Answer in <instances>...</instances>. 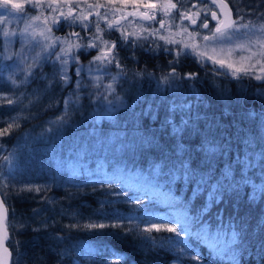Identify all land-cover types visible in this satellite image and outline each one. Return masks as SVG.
<instances>
[{
	"label": "trees",
	"instance_id": "trees-1",
	"mask_svg": "<svg viewBox=\"0 0 264 264\" xmlns=\"http://www.w3.org/2000/svg\"><path fill=\"white\" fill-rule=\"evenodd\" d=\"M227 2L231 9L237 2L253 13L259 4ZM88 20L95 21V15ZM100 27L103 39L114 38L119 46L122 31L109 34L107 25ZM75 31L84 39L73 40L86 44L96 29L66 28L61 22L52 34ZM138 45L119 49L122 67L96 71L92 66L91 73L89 61L97 50H75L84 66L79 89L71 63L72 82L47 87L56 73L49 61L13 88L8 76L23 81L27 73L16 64L4 73L14 61L0 57V127L13 117L18 125L0 137V186L9 193L8 220L14 211L16 222L15 231L7 230L9 264H264V80L237 78L190 55L177 58L167 46L146 40ZM173 69L176 75L169 79ZM4 94L15 103L8 104ZM65 100L71 102L67 108ZM55 116L65 122L56 123ZM179 129L185 130L177 134ZM210 147L214 154L206 151ZM181 162L195 169L196 180L221 182L227 188L218 196L223 203L212 205L208 192L194 197L196 183H190ZM29 186L46 190L17 192ZM206 202L211 215L194 223L196 209ZM33 209L40 214L29 219ZM22 219L28 227L21 230ZM42 219L47 228L35 231ZM177 219L181 225L173 224ZM91 222L121 227L86 229ZM153 223L159 232L143 231ZM185 225L190 234L182 240L166 231ZM198 255L202 261L193 259Z\"/></svg>",
	"mask_w": 264,
	"mask_h": 264
},
{
	"label": "snow or ice",
	"instance_id": "snow-or-ice-1",
	"mask_svg": "<svg viewBox=\"0 0 264 264\" xmlns=\"http://www.w3.org/2000/svg\"><path fill=\"white\" fill-rule=\"evenodd\" d=\"M26 2L31 4L32 8L43 7V5L39 3V0H37L36 3H33L32 0H26ZM120 2L123 4L132 3L136 7H143L144 9H147L148 11L140 13V18L144 21L159 23L160 29L165 28L163 17L168 18L170 25L174 22L176 15H179L181 20L187 19L190 21V24H196L197 18H200V11H211L210 8L200 9L196 13L189 15V10L182 11L181 9L183 8V5H181V8H178L177 3H172V0H167V3H163L160 5L151 2V0H120ZM200 3L206 4L208 3V0H200ZM211 3L216 4V0H211ZM64 6L65 5L63 4H58L54 7L52 3L47 4V7L50 8L53 13L51 25H49L48 23V18L44 17V26L40 29L39 34L37 35L35 29L33 28L32 21L40 20L41 16H29L25 11L24 3L15 2V0H0V10H2L0 11V36L4 38L2 42L3 52L0 53V57H2V59L5 61L13 60L17 63V66L21 69V71L27 73L23 81H18L15 78L14 74L8 76V82H10L13 88L18 87L20 84L26 83L30 77H35L36 73L32 71L33 68L42 67L44 63L52 61L54 65L57 66V71L54 74L52 81L48 82L47 87H54L56 83H60L62 85L71 83V76L69 75V72L67 70L69 64L71 63L75 65L74 75L77 77L75 83L77 89H79L83 86L81 80L84 74V66L79 63L78 55L76 54L75 50L84 49L85 51H87L89 49L95 48L98 51L99 54L94 56L92 60L89 61L88 72L91 73L93 71L92 66H95L96 71H106L113 65L117 68L122 67L119 49L124 46H131L133 48L139 46L138 40L140 39V37H137L136 39H130L129 35L123 31L121 32L120 37H118L119 46L117 42L104 40L103 36L100 35V33L105 31V29H102L100 27V20L105 19L109 15V13H111L112 16H115V12L118 11V9L108 8L107 6L100 4L87 5L86 7L89 13H91L94 8L105 7L106 9L103 14L99 12L96 13L97 18L95 21H89L88 16H85L83 14L73 15L72 7H69L67 13H65L64 11H62V8ZM218 6L221 7V15H225L223 9L228 8L227 4H221ZM260 6H264V0H259V4L255 13H247L249 16L255 14L256 20L253 21L249 19L247 22H244V15L241 14V9H237V19L229 18L227 20L218 19L217 12L211 11V19L213 21H216L214 28H210L208 18L205 15L201 19L200 28L207 29L209 34L200 37L204 42H206L203 46V50H198L200 46L195 43L189 44L185 43L182 40L177 42L172 39H167L164 36H160V29H153L149 33V35L159 36L160 39H165L166 43L184 44V48L176 52L177 58L181 55H188L190 51L195 56L206 57V59L212 61L214 65H218L219 68L226 69L237 78L248 76L256 80H264V12L259 11ZM75 7H79V5H76ZM172 10H176L175 14H173ZM56 12H59L58 17L54 15ZM157 12L160 13L162 19H156ZM11 13L21 14V19L23 20L24 27L19 31L9 30V28L7 27V24L9 23V15ZM129 15H133V13H129ZM227 15L229 17L231 16V9H228ZM61 22H63V24L68 28H74L75 26H77V23H79V27L82 31H90L94 26L96 32L92 33L91 39L87 44L77 43L72 40L73 36L76 37L77 41H81L84 39L78 32H70L65 37H56L52 34L53 27L57 28L58 30ZM123 27L124 25L120 24L119 22H117L116 24H112L109 22L107 24V30H120ZM180 27L185 33H187L186 26L180 25ZM29 29H32V31H29ZM198 35L199 32L196 31L189 34V36L193 39ZM241 35L244 37L243 40L239 39ZM13 38L19 39L21 49L19 52L10 53L9 45L14 42ZM144 39H147V37H144ZM209 48H211L213 53H215L217 49H219L220 53H227V55L229 56H231L234 52L237 51V49H239L241 55L239 57L238 63H240L241 66L235 67L233 63H226L224 59L214 58L213 55H208ZM35 49H39V51H37L35 55L32 56V63L28 64L26 61L29 57V54L32 53ZM165 50L171 52V49ZM243 53H247V55H243ZM176 62H178V59L176 61H173V63ZM257 65H259V69H257ZM6 67L7 66L5 65V68ZM258 72L259 74H257ZM41 75L43 74L41 73ZM171 75L175 77V69H173ZM194 75L195 74L190 73L188 74V78L191 79ZM97 79H99V77H97ZM167 81L168 78L165 77V82ZM95 86L99 88L101 85L97 84ZM107 87L110 89L112 88V85L109 84ZM3 98L6 99L8 104L10 105L15 103L10 97L7 96V94H4ZM70 103V101L65 100V108H67ZM63 122H65V118L63 116L57 118L56 123ZM168 123L171 124V121H168ZM14 126L18 125L16 124V118L13 117L11 122L7 124V127H0V137L11 135V130ZM184 130L185 129H179L176 131L177 134H179V132H182ZM47 131H51V129H48ZM182 139L183 137H181V140ZM215 150V147L206 149L209 154H214ZM4 159L7 160L8 157L6 156L4 157ZM205 167L210 169L211 163H206ZM181 168L184 170L185 175L189 177L190 183L192 181H195L196 183V189L193 193L194 197L202 191L208 192L212 205L218 206V204L223 203V200L218 199V196L226 195L227 188H225L221 182L217 181L215 184H211L209 183V181L212 180V177H208V180H205L203 176H201L199 180H196L195 169L187 168L183 162H181ZM223 175L227 180L230 173L226 171L225 173H223ZM3 189L4 186H0V249H2V253H0V264H7V260L4 258V254L11 256V253H9L8 247L5 246V240L7 239L6 233L9 227H11L13 231L16 230V222L14 211L11 214V222H9L8 220L9 206L6 202L9 193ZM44 190L46 189L39 186H29L24 189H18L17 192L19 193L22 191H35L39 193ZM138 201L139 197H137V202ZM32 211L33 216L29 217V219H34L36 215L40 214L39 209H33ZM196 212L197 215L194 219V223H199L202 219L206 218L208 215H211V209L207 202L202 204L199 209H196ZM201 213H203L204 215L201 216ZM104 219L113 218L105 217ZM114 219L119 220L120 218L115 217ZM173 224L181 225L182 221L180 219H177L173 221ZM47 226V219H42L40 221V227L34 230L40 231L47 228ZM19 227L22 230L23 228L28 227V225L22 219ZM67 227H78V225H68ZM84 227L89 230H103L108 227H121V225L115 223L106 224L103 222H91ZM153 230L159 232L161 229L158 224L153 223L150 227L145 228L143 231L151 233ZM128 231H131V229H128ZM166 231L169 233H174L178 240H182L185 236H188L190 234L189 228L186 225L180 227L179 229L177 226H169L166 228ZM182 232L184 234L183 236H181ZM235 236L236 234L233 233V240L235 239ZM149 239L154 238L149 237ZM193 259L196 261L203 260V258L199 255L193 257Z\"/></svg>",
	"mask_w": 264,
	"mask_h": 264
},
{
	"label": "rangeland",
	"instance_id": "rangeland-1",
	"mask_svg": "<svg viewBox=\"0 0 264 264\" xmlns=\"http://www.w3.org/2000/svg\"><path fill=\"white\" fill-rule=\"evenodd\" d=\"M15 2L24 3L25 4V11L29 16L34 17V16L39 15V14H37L38 13L37 11H39L41 13L39 15V16H41L40 20L32 21L33 28L35 29V32L37 33V35L39 34L40 29L44 26V17L48 18V23H49V25H51V19H52L53 13H52L51 9L47 7L48 3H52L54 7L57 6L58 4L65 5L62 8V11H64L65 13H67L69 7H72V9H75L74 11L72 10V12L74 13L73 15L83 14L85 16H88V19L90 18L91 14H92V16L95 15V17H96L97 12L103 14L106 9H105V7L94 8L91 11V13H89V11L87 10V7H86L87 5L100 4V5L107 6L108 8L118 9V11L115 12V16L118 14H122V13H120V11L122 9H125L126 6H129L128 9H129L130 13H131L132 9L136 7L132 3L123 4L120 2V0H39V3H41L43 5L42 8H32L31 4L27 3L26 0H15ZM32 2L36 3L37 0H32ZM151 2H154V3H157L158 5H160L163 3H167V0H151ZM172 3H177L178 8H181V5H183V8L181 10L182 11L183 10H189L188 13H190L191 15L193 13H196L200 9L210 8L211 11L217 12V17H218V19H220V16L218 13L217 3L212 4L211 0H208V3H206V4L200 3V0H189V1L188 0H172ZM234 3L235 4H232L233 5L232 19L238 18L236 16V12H237V9H241V14L244 15V22H247L249 19H251L253 21L256 20V17L254 16V14L249 16L247 14L249 11L245 12L244 9L241 8L240 4H238L237 2H234ZM76 5H79V7H75ZM136 8L141 12L148 11L147 9H144L143 7H136ZM98 9H100V10H98ZM0 11H2V10H0ZM172 11H173V14H175L176 10H172ZM211 11H209V12L200 11V18H197L196 24H189V22L186 19L181 20L180 16L176 15L174 22L171 23V25H170L168 18L163 17L164 22H165V28L164 29H160L159 23L144 21L140 17H134L133 15H129V14L124 19L122 18V19H118V20H113L114 16H112L111 13H109V15L105 19L100 20V22H102L105 26L107 25V22H109V21H112L111 22L112 24H116L117 22H119L120 24L124 25V27L121 28L120 30H107V33H109V34L111 32L117 33V32L123 31L126 34H128L129 36L133 37L134 39H136L137 37H140L139 41H145L146 40V42L149 43V45H152L153 47H157L158 45H161L163 47L167 46L168 48H170L174 52V54H176L177 51H180L184 48V44H182V43H171V44L166 43L165 39H160L159 36L149 35V33L153 29H160V36H164L167 39H172V40L177 41V42L182 40L185 43H189V44L195 43V44L200 46L198 50H203V46L206 42H204L200 37H202L203 35H207L209 33H208L207 29L200 28V23H201V19L206 15L208 18V23H209L210 28L215 27L216 21H213L211 19ZM54 15L58 17L59 12H56ZM9 16H11V14ZM13 18L9 17V23H10L11 19L13 20V23L12 24L8 23L7 27L9 28V30L19 31L20 29H22L24 27L23 20L21 19V14L15 13L13 15ZM156 19L157 20L162 19L159 12H157ZM77 25H79V23H77ZM149 25H150V27H149ZM180 25L187 27V33H185L183 31V29L180 27ZM54 29H55V27H53V30ZM29 31H32V29H29ZM194 31L199 32V35L195 36V38L193 39L189 36V34L194 33ZM144 37H147V39H144ZM1 38H2V42H3L4 38L2 36H1ZM13 39H14V42L9 45V52L10 53L19 52L21 49L19 39L18 38H13ZM89 39H91V36L89 37ZM239 39L243 40L244 37L241 35L239 37ZM72 40H73V38H72ZM108 41L112 42L115 40H114V38L113 39L110 38V40L108 39ZM87 43H89V41H87L86 44ZM232 46H234V45H232ZM102 47H103V45H102ZM37 51H39V49H35L32 53H30L28 59L32 58V56H34ZM98 54L99 53L97 51V55ZM188 55L192 56L197 62H201L202 64L207 63L210 65L219 67L218 65H214L212 63V61L207 60L206 57L195 56L190 51H189ZM208 55H213L214 58L224 59L226 63H233L235 67L241 66V64L238 63L239 57L241 55L239 49H237L236 52H234L231 56H229V55H227V53H220L219 49H217V51L215 53H213L211 48H209ZM243 55H247V53H243ZM49 62L51 63V66H53L55 68V70L57 71V66L54 65V63L52 61H49ZM10 63H11V61H10ZM15 64L17 65V63L14 62V64L12 63L11 67H9V68L6 67L4 73L9 72L12 69H15L16 68ZM73 69H75V67H73ZM220 69H222V68H220ZM257 69H259V65H257ZM222 70L226 71L228 73H231V72L227 71L226 69H222ZM257 74H259V72ZM167 76L169 77V79L174 78L171 74H168ZM56 117L57 116L53 117V120L55 122L57 121Z\"/></svg>",
	"mask_w": 264,
	"mask_h": 264
},
{
	"label": "water",
	"instance_id": "water-1",
	"mask_svg": "<svg viewBox=\"0 0 264 264\" xmlns=\"http://www.w3.org/2000/svg\"><path fill=\"white\" fill-rule=\"evenodd\" d=\"M216 3H217V6H218V5H221V4H227V6H228L227 9H223L225 15H221V7L218 6V13H219L220 19H225V20H227V19H229V18L232 19V9H231L229 3L227 2V0H216ZM228 9H231V16H230V17L227 15V13H228ZM143 12H145V11H143ZM131 13H133L134 17H140V13H141V11H139L137 8H133L132 11H131ZM188 14L191 15L190 13H188ZM124 16H125V15H124ZM119 17H120L119 15H116V16L113 17V20H118ZM186 20H187V19H186ZM187 21H188L189 24H190V21H189V20H187ZM109 22H111V21H109ZM109 22H108V23H109ZM6 236H7V233H6ZM6 240H7V239H6ZM6 240H5V246L8 247L9 253H11V250H10V248H9V246H8V244H7V242H6ZM0 253H2V249H0ZM4 258L7 260V264H9V263H10V260H11V256H8L7 254H4Z\"/></svg>",
	"mask_w": 264,
	"mask_h": 264
},
{
	"label": "flooded vegetation",
	"instance_id": "flooded-vegetation-1",
	"mask_svg": "<svg viewBox=\"0 0 264 264\" xmlns=\"http://www.w3.org/2000/svg\"><path fill=\"white\" fill-rule=\"evenodd\" d=\"M129 10H126V13L125 14H123L122 16L125 18V17H127L128 16V14L130 13V12H128ZM125 15V16H124ZM134 16V15H133ZM112 22V21H111ZM110 22V23H111Z\"/></svg>",
	"mask_w": 264,
	"mask_h": 264
}]
</instances>
